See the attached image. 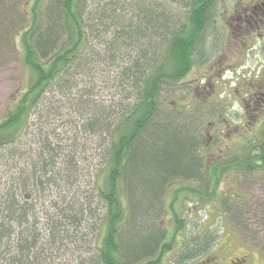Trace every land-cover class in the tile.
Wrapping results in <instances>:
<instances>
[{"label": "trees", "instance_id": "1", "mask_svg": "<svg viewBox=\"0 0 264 264\" xmlns=\"http://www.w3.org/2000/svg\"><path fill=\"white\" fill-rule=\"evenodd\" d=\"M215 4L216 0H0V47L18 53L25 70L21 90L10 97L0 119V160L7 166L0 174L6 182H0V248H8L5 256L0 253V264H30L61 238L60 232L67 234L63 220L77 226L67 207L55 213V219L45 215L44 237L35 233L40 221L33 211L34 190L53 181L49 167L57 163L54 149L60 147H51L39 133L42 151H32L35 159L18 167V155L25 154L17 146L19 139L29 134L32 117L42 119L55 102L63 103L68 112H79L73 111L79 118L74 136L94 138L104 156L96 170L97 198L104 209L96 264H163L180 242L183 219L176 215L175 204L213 197L244 243L264 257V184L256 187V194L240 189L242 180L264 182V120L234 149L210 157L217 143H209L201 131L202 104L189 105L183 95V80L195 65V53L202 56L205 51ZM102 48L109 57L110 71L105 74L119 78L113 86L115 96L103 101L80 91L71 97L69 89L83 82L90 58L104 62ZM56 95L58 101L53 99ZM258 118L264 119V106ZM71 145L75 150V140ZM80 147L84 151L85 144ZM71 153L59 162L57 178L61 170L74 166L76 150ZM226 179L231 185L222 188ZM168 214H173L169 231L163 225ZM215 242L214 231H186L171 262L201 258ZM10 249L19 256L7 259Z\"/></svg>", "mask_w": 264, "mask_h": 264}, {"label": "rangeland", "instance_id": "2", "mask_svg": "<svg viewBox=\"0 0 264 264\" xmlns=\"http://www.w3.org/2000/svg\"><path fill=\"white\" fill-rule=\"evenodd\" d=\"M15 1L22 3L23 0ZM257 1L259 0H216L212 11L214 20L210 23L211 31L205 37V51L201 52L202 56L200 51L195 53V65L183 80V85L187 89L183 95L187 96L189 105L202 104L199 110V115L202 116L201 131L209 143H217L208 152L210 157L219 158L229 149H234L241 138L252 134L264 120L258 118L264 106V23H255L256 16L260 14L258 8L254 6ZM183 7L182 5L181 8ZM177 8L178 6L175 10ZM16 15L15 11L13 24L16 23ZM211 33L214 35L209 36ZM106 35L105 40L110 34ZM2 39L1 36L0 43ZM100 50L103 54L100 57L104 62L97 63V58H90L89 65L94 64L93 68L88 66L83 71L84 79L81 78L83 82L86 80L88 82L84 85L78 81L76 89L70 88L71 97L80 91L85 93L87 91L103 101H109L115 96L117 89L113 86L119 84V78L116 74L112 75V84L111 78L107 77L105 72L110 71L107 65L109 57L103 48ZM18 56L19 54L14 53L11 48L0 47V119L5 113L10 97H14L22 87L25 70L21 67ZM78 79L80 78H76ZM59 97L56 95L53 99L58 101ZM85 99L88 100V97L85 96ZM62 104L55 102L53 111L43 114L40 120L32 117L29 134L19 139L20 144L17 145L20 151H25L24 155H18L22 160L18 167L35 159L32 153L42 151L43 147L39 148V133L45 135L51 147L55 148L58 145L60 150L54 149V160L57 163L49 167V171L54 175L53 181L44 186L43 190L40 189L41 191L34 190L33 211L40 221L35 233H38L40 238L44 237L45 215L49 214L55 219V213L67 207L68 213L76 217L77 226H68L70 223L63 220V224L66 225L64 227L68 230L67 234L60 232L61 238L57 237L53 245L45 247L44 252L38 254L36 258H31L30 264H96L94 252L100 238L104 213L103 204L97 198L96 170L98 165L102 164L104 156L103 153L100 154L101 150L97 148L94 138L89 141L87 135L80 133L74 136L73 125L79 120L77 116L79 112L75 109L68 112ZM254 127L256 128L253 130ZM73 140L76 143L75 164L68 172L61 170L60 177L57 178L61 159L65 154H69L70 150L72 153L75 152L71 145ZM84 144L85 148L82 151L80 146ZM6 167L0 160V174L1 170L6 171ZM49 175L47 173L43 178L47 180ZM0 182L6 183L5 177H2ZM259 184L263 185L264 182L257 184L253 179L242 180L240 189L248 194H256V187ZM229 185L231 180L226 179L222 188ZM216 201L215 197L211 201L205 200L200 203L185 199L181 201V206L175 204L176 215L183 219L182 231L177 241L181 242L186 231L205 229L214 231L216 237L209 254L185 264H226L234 256L246 253L256 258V262L264 263L263 255L245 244L237 229L221 215ZM171 216L173 214L165 215L163 220V225L168 231L173 229L170 227ZM26 226H22L21 229ZM179 244L177 243L172 252L165 256L163 264H172L171 259L179 249ZM5 249L8 248H0L3 256ZM15 251L10 249L6 253L7 259L10 260L12 256L18 257Z\"/></svg>", "mask_w": 264, "mask_h": 264}, {"label": "flooded vegetation", "instance_id": "3", "mask_svg": "<svg viewBox=\"0 0 264 264\" xmlns=\"http://www.w3.org/2000/svg\"><path fill=\"white\" fill-rule=\"evenodd\" d=\"M260 11L256 17V22L258 24L264 23V0H259L254 5ZM253 7V6H252ZM256 9V8H253ZM256 258L252 257L250 253L243 254L242 256H234L233 258L229 259L228 263L226 264H264L263 262H256ZM209 262V261H208Z\"/></svg>", "mask_w": 264, "mask_h": 264}]
</instances>
